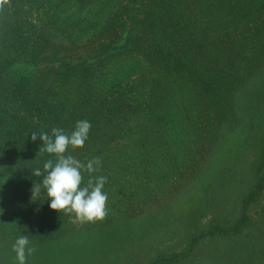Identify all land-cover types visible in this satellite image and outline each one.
Returning a JSON list of instances; mask_svg holds the SVG:
<instances>
[{"label": "rangeland", "instance_id": "rangeland-1", "mask_svg": "<svg viewBox=\"0 0 264 264\" xmlns=\"http://www.w3.org/2000/svg\"><path fill=\"white\" fill-rule=\"evenodd\" d=\"M81 6L61 16L62 29L56 40L63 39L62 56L70 54L105 66L108 84L113 75L121 73L117 72L119 65L130 66L125 57L140 58V0L116 1L91 26L88 6ZM46 65L19 62L9 70L7 84L40 74ZM155 69L146 72V76H157L156 81L147 79L146 93L159 85L158 113L157 106L148 109L145 117L146 112L140 111V72L132 78L135 100L122 94L128 77L120 75L118 91L106 95L97 91L93 107L86 108L91 128L73 157L82 162L99 158V169L83 172V183L90 175L107 177L105 217L81 221L69 213L59 238L44 249L32 240L25 249H63L69 260L82 258L88 264H173L165 259L158 262L159 256L184 252L193 234L207 232L214 223L233 225L246 214L241 236H201L183 263L177 264H264V182L258 185L259 175H264V65L234 94L222 92L212 106L189 102L193 120L185 123L179 116L171 126L170 117L165 116L172 112L170 104L180 102L179 95L169 102L174 79L155 75ZM150 117L152 122H148ZM156 125L169 126L171 138L158 139L160 131L152 139ZM147 135L149 142L144 141ZM2 153L0 145V248L13 254L17 239L28 236L12 234V228L3 233L1 227L42 222L47 197L43 190L33 195L34 184L40 183L22 177L21 167Z\"/></svg>", "mask_w": 264, "mask_h": 264}, {"label": "trees", "instance_id": "trees-1", "mask_svg": "<svg viewBox=\"0 0 264 264\" xmlns=\"http://www.w3.org/2000/svg\"><path fill=\"white\" fill-rule=\"evenodd\" d=\"M116 1L0 0V145L5 159L8 157L19 165L22 177L29 181L40 183L41 177L34 176L32 171L42 169L48 159L56 160L54 154L39 151L42 141L39 138L33 141L31 132L51 134L53 128H62L70 133L76 121H88L86 108L93 107L97 91L105 95L118 91L120 75L128 77L122 94L133 101L137 96L131 92L132 78L140 72V111L146 112L144 117L148 109L156 106L158 113V105L162 102L158 99L159 85H151L153 88L146 93L147 79L157 80V76H146V72L154 66L157 68L155 75H170L174 80L169 102L176 94L180 99L170 104L172 112L165 116L170 117L168 125L171 126L179 116L185 123L193 120L188 113L189 102L198 100L201 105L212 106L219 101L222 92L226 91L229 96L234 94L258 67L264 65V0H140V20L137 21L140 58L125 57L123 60L126 59L130 66L119 65L117 72L122 70L121 73H114L113 81L107 84L105 66L90 60H77L70 54L62 56L64 42L63 39L58 42L56 37L62 29L61 16L69 9L87 5L91 26L98 23L100 15ZM129 36L133 37V33ZM67 37L73 39L72 34ZM19 62L47 65L40 74L23 76L10 86L7 74ZM153 119L150 117L148 122ZM156 120L162 125L161 119ZM169 126L156 125V129L151 130V138L155 139L160 131L158 139L171 138ZM144 141L149 142L150 136L144 137ZM77 149L79 147L69 146L65 155L73 156ZM147 179L149 183L150 177ZM263 182L264 175H259L258 185ZM253 195L251 192L249 197ZM44 205L42 222H18L13 227L6 224L1 227L3 233L12 228V234L23 233L28 241L37 240L43 244L44 249L46 244L59 238L63 220L69 214L51 209L48 198ZM247 219L244 214L233 225L214 223L207 232L193 234L184 252L166 258L160 255L157 261L183 263L187 252L206 234L225 239L241 236ZM43 249L39 251L28 246L24 264H88L82 258L69 260L64 253L66 250L45 252ZM241 250L240 247L238 251ZM0 264H20L15 249L12 254L0 248Z\"/></svg>", "mask_w": 264, "mask_h": 264}, {"label": "clouds", "instance_id": "clouds-1", "mask_svg": "<svg viewBox=\"0 0 264 264\" xmlns=\"http://www.w3.org/2000/svg\"><path fill=\"white\" fill-rule=\"evenodd\" d=\"M90 128L89 121L78 120L70 133L62 128H53L51 134L44 131L31 132L33 141L38 138L42 141L39 151L54 154L56 157L55 162L48 159L42 169L36 168L32 171L34 176L41 177L40 185L34 184L33 195L43 190L51 209L72 213L81 221L103 219L108 199L107 193L103 191L107 177L90 175L87 183H83V172L95 173L101 165L99 158L82 162L72 155H65L69 146L83 147ZM28 243V238L21 236L14 244L20 264H24Z\"/></svg>", "mask_w": 264, "mask_h": 264}]
</instances>
